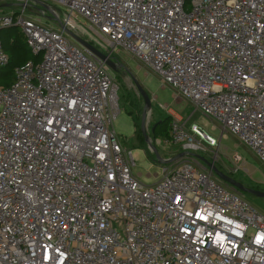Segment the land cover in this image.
I'll list each match as a JSON object with an SVG mask.
<instances>
[{
  "label": "built area",
  "instance_id": "1",
  "mask_svg": "<svg viewBox=\"0 0 264 264\" xmlns=\"http://www.w3.org/2000/svg\"><path fill=\"white\" fill-rule=\"evenodd\" d=\"M30 1L60 26L24 15L37 9ZM20 6L0 13V30L19 26L38 59L0 86V264H264V214L191 162L202 143L216 145L197 125L171 123L165 141L185 155L153 184L132 173L133 152L112 128L117 86L69 28L72 12L85 17L104 53H131L264 163V0ZM8 63L0 40V68Z\"/></svg>",
  "mask_w": 264,
  "mask_h": 264
},
{
  "label": "rangeland",
  "instance_id": "2",
  "mask_svg": "<svg viewBox=\"0 0 264 264\" xmlns=\"http://www.w3.org/2000/svg\"><path fill=\"white\" fill-rule=\"evenodd\" d=\"M21 1L23 0H0V13L13 14L20 12ZM45 3L69 13L67 7L62 4L52 1H45ZM33 4L37 6V9L32 10L27 7L24 10V15L28 16L31 13L32 17L38 18L42 24H48L54 28L60 26L56 19L53 21L46 17L51 13L48 9L40 4L32 3V1L29 2V5L34 6ZM40 8H43L47 13L42 15ZM71 14L73 19H71V22L74 25V28L69 26L71 31L104 52L105 50L100 43L94 40V37L91 38L85 31L90 25L89 21L79 13L72 12ZM60 17L63 18V13L60 14ZM1 32L5 33V39L9 42L11 39L21 40L22 38L19 26L5 28ZM69 39L72 38L70 37ZM23 49L30 53L27 46H24ZM110 59L117 64L116 69L108 67V71L117 86V103L120 109L112 122V128L116 134L117 141L123 147L132 150L135 163L132 165L131 170L143 184H153L161 175L164 167H172L174 164L173 162L159 161L154 151H152L153 147L158 157L164 160L172 159L183 151L180 144L166 142L165 133L154 134L151 131L156 122L169 118L170 123L176 120L187 130L190 129L191 125L195 124L207 135L215 139V146L209 147L202 143L204 149L191 151L192 153L208 161H213L220 171L240 181L245 186L257 187L264 191V163L242 140L230 132H222L218 122L204 116L198 109H195L189 100L178 94L160 75L141 63L128 51L115 47ZM19 60L18 63H21L22 58ZM8 69L3 68L2 73ZM134 79L137 80L150 99V107L146 111L145 121V132L148 141L141 130V113L144 101L137 91ZM138 134H140V140L143 142H140L136 137ZM235 154L242 158L237 165L232 160ZM190 158L194 159L191 162L196 167L200 168L199 163L205 166L201 160L193 156H190ZM234 168L237 169L233 170ZM213 179L226 186L224 181L218 179V177L214 176ZM240 196L264 214L263 197H256L251 194L245 195L241 192Z\"/></svg>",
  "mask_w": 264,
  "mask_h": 264
},
{
  "label": "water",
  "instance_id": "3",
  "mask_svg": "<svg viewBox=\"0 0 264 264\" xmlns=\"http://www.w3.org/2000/svg\"><path fill=\"white\" fill-rule=\"evenodd\" d=\"M71 36L73 37V39L76 42L81 44L89 52H91L93 55H95L97 58H99L110 69H116L117 64L110 59L109 52L108 53H104V52L100 51L91 42H89V41H87V40L75 35L74 33H71ZM134 83L136 85V88H137V91H138L139 95L143 98V101H144V107H143V110H142V113H141V130H142L143 136L148 141V138H147V135H146V132H145V121H146V111L150 107V99H149L147 93L145 92V90L140 86V84L137 82L136 79H134ZM155 125H156V123L151 128V131H153ZM198 130L205 137V139L207 141L211 140L207 135H205V132L203 130H201V129H198ZM152 151H154L156 157L161 162H170V161H172L174 159L180 158V157L185 155V152H180L176 156H174L172 159L164 160V159H160L158 157L157 152H156L154 147L152 148ZM190 154H191V156L201 160L204 163V165L206 167H208V169L215 176H217L219 179L224 181V183L227 184L228 186H230L231 188H233V189H235V190H237L238 192H241V193H247V194H251V195L256 196V197H263L264 198V191H262L260 189H255L253 187H247L243 183H241L240 181H238V180L234 179L233 177L229 176L228 174L220 171L214 165L213 161H208V160L204 159L203 157L198 156V155H196L194 153H190Z\"/></svg>",
  "mask_w": 264,
  "mask_h": 264
},
{
  "label": "trees",
  "instance_id": "4",
  "mask_svg": "<svg viewBox=\"0 0 264 264\" xmlns=\"http://www.w3.org/2000/svg\"><path fill=\"white\" fill-rule=\"evenodd\" d=\"M12 27V26H11ZM9 28V27H7ZM5 29V28H3ZM1 29V30H3ZM0 30V40H1V44H2V48L3 50L7 53L8 57H9V63L0 68V86H7L10 85L12 80H13V69L26 62L29 59H32L34 61H36L38 58L36 56H33L31 53L26 52L24 48V46H26L25 40L23 39V37L20 39H11V41H7L5 39V33L1 32ZM26 52V53H24ZM22 58V62L18 63ZM3 68H9L7 71H5L4 73H2V69ZM171 123L169 122V118H166L162 121L156 122V125L154 126L153 129V133H165L166 138H169V133H170V129H171ZM136 133V131H135ZM140 133V132H138ZM136 137L139 139L140 142L141 141V136L140 134L136 135ZM217 177V176H216ZM219 179V178H218ZM255 189H258L257 187H253ZM245 195L247 193H244Z\"/></svg>",
  "mask_w": 264,
  "mask_h": 264
},
{
  "label": "flooded vegetation",
  "instance_id": "5",
  "mask_svg": "<svg viewBox=\"0 0 264 264\" xmlns=\"http://www.w3.org/2000/svg\"><path fill=\"white\" fill-rule=\"evenodd\" d=\"M94 45V44H93Z\"/></svg>",
  "mask_w": 264,
  "mask_h": 264
}]
</instances>
